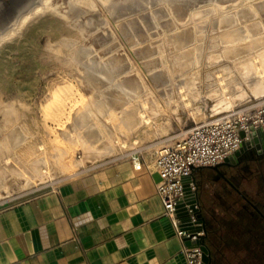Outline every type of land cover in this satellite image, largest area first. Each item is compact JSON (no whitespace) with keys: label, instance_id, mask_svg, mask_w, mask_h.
<instances>
[{"label":"rangeland","instance_id":"rangeland-1","mask_svg":"<svg viewBox=\"0 0 264 264\" xmlns=\"http://www.w3.org/2000/svg\"><path fill=\"white\" fill-rule=\"evenodd\" d=\"M73 1L76 3L77 9L82 8L80 11L87 12L88 18L78 16L77 19H73L71 12L62 0H49L47 3L50 5L49 8L39 11L22 26V29L14 32L15 35L12 34L13 36H9L0 43V160H2L0 163H5V166L8 167L19 162L27 165L24 160L26 159L30 160L31 165L33 160L44 156L45 153L56 160L54 162L51 159L53 170L57 168L62 170V174L53 181H43L37 187L30 186L28 182L24 180L23 182L15 175L9 176L3 187V190L6 189L7 196L0 198V208L33 198L84 169L106 163L112 159L111 156H116L117 153H119L117 156L125 157L127 151L135 148H142L144 151L153 153L162 145L172 142L173 136L180 134L182 128L186 130L193 121L198 120L189 119L186 128L184 125L179 129L173 127V122L176 121L175 115L184 106L185 101L195 103L198 91L193 85L188 87L192 82H195V86H200L201 92H206L205 95L215 89L220 92L223 87L228 89L227 94L230 96L237 92L236 83L239 82L237 79L242 74L239 66L235 63L242 60L243 55H234L235 53L231 50H234L235 47L239 49L244 41L225 42V37L222 34L226 30H233L245 35L247 34L246 26L253 20L241 23L236 15L235 18L238 20L234 18L230 25L224 26V22L218 23L219 18L225 16L221 15L218 8L214 9L211 14L207 13L200 18H194V12L202 6L198 9H191L187 18L179 21L175 12L171 11L169 3L167 4L165 1L155 4L152 2L154 0H147V2L144 0V3H147L144 4L143 0H98L103 2L104 6L102 7L98 6L97 0ZM0 2V32H3L0 34L5 35L9 29H14L10 28L9 23H3V19H14L19 14L30 13V11L24 7L26 5L22 0H0ZM94 4L96 6H93ZM108 7L109 12L105 10ZM239 7L241 8V6ZM239 10L236 7L231 10L227 9L225 14L232 13L231 15L234 17V14ZM116 11L123 14L116 17ZM74 16L76 15L74 14ZM91 19L93 20L91 21ZM256 21H261L256 38H263V42L251 52V56L255 55V57L264 51V18L259 16ZM225 22L228 23V21ZM161 23H185L184 28H178L177 31L193 28V35L190 38L193 39V42L185 48H180L177 45H173L176 46L173 47L168 43L170 33ZM86 25H92L91 27L96 28V31L89 32L84 29L87 27ZM98 36L104 40L102 45L94 41L91 45L90 40ZM139 45L144 46L143 49L142 47L137 48ZM86 46H88L90 55L79 58L80 47ZM189 54L193 57L195 64L183 72L182 66ZM84 58L88 60H83L85 64H81ZM257 65H259L260 71L264 72L263 64L256 63L255 66ZM218 74L224 76L218 77ZM87 77H91L98 85H101V82L107 84L110 82L111 86L108 85L113 88H116L117 83H123L124 92L126 91L124 98H127L125 100L129 102L124 109L133 108L135 104L133 99H138L137 94L141 101H146L147 106L156 107V113L151 114L153 117L149 124L142 123L133 130H126L127 133L124 132V129L123 133L125 134L120 133L125 136L124 139L127 142L125 148L115 144V140L108 130L124 126L121 122L120 109L109 106L107 108L98 107L104 110L101 113H105H103L105 120L108 118L107 116L111 119L108 121V125L111 126L109 128L103 124L102 119H95L96 117L91 118L89 126L87 124L80 127L76 125V116L79 115V112L80 115H84L86 112L90 113L93 107L92 102H95L94 106L97 107L98 101L85 88V78ZM151 77L158 82H154ZM129 79L133 81L137 79L142 83L140 91L137 87L134 86L136 91L132 87L131 90L136 94L133 91L130 92L129 88H126L127 84H124ZM222 80H226V84H220ZM65 85H69V87ZM59 87L62 89L67 87L69 91L73 90L70 92L71 96L74 95L69 98L73 99L77 106L71 110L68 119L62 120L63 125L57 127L54 120L49 118L51 116L48 115L46 108L50 102V105L53 103L55 91ZM178 87L184 91L179 97L173 94ZM103 88L105 89L106 86L101 89ZM182 94L183 97L185 95V99L182 98ZM200 95L202 94L200 93ZM92 98L93 100H91ZM148 109L150 108L148 107ZM140 110L141 108L139 112ZM171 114L173 116L170 118ZM73 125L76 127L74 134L71 130ZM16 130L19 132V136L16 134ZM91 130L96 131L97 136L99 135L98 143L101 141L100 144L104 141L110 143L111 146H115L116 152L104 159H94L97 162L82 168L78 161L85 157L84 145L89 140L87 133ZM11 132L15 133L14 137ZM15 137L18 141L14 140ZM40 148L43 149L40 150ZM28 149L33 151L32 157L28 155L31 153ZM56 150L61 153L66 152V154H63L64 157L62 155L57 158L58 151ZM35 151L37 153H34ZM59 160H62V163ZM33 165L27 168L35 171ZM43 170L40 171L43 172ZM209 172L210 168H201L196 171L202 206L206 212L212 207H215L217 211H222L224 207L220 201L215 197L212 198L210 194L211 182L208 179L202 181L203 176ZM41 176L38 175V178L44 180V173ZM225 252L226 256L222 257V260H225L222 262L223 264H229L227 259L230 260V264H240L243 256L246 257L245 252H240V257H234L226 249Z\"/></svg>","mask_w":264,"mask_h":264},{"label":"crops","instance_id":"crops-1","mask_svg":"<svg viewBox=\"0 0 264 264\" xmlns=\"http://www.w3.org/2000/svg\"><path fill=\"white\" fill-rule=\"evenodd\" d=\"M145 152L141 170L117 153L0 208V264H186Z\"/></svg>","mask_w":264,"mask_h":264},{"label":"bare ground","instance_id":"bare-ground-1","mask_svg":"<svg viewBox=\"0 0 264 264\" xmlns=\"http://www.w3.org/2000/svg\"><path fill=\"white\" fill-rule=\"evenodd\" d=\"M22 1H23V4L26 5L24 7H27V10L30 11V13L26 12V13H22L19 15L17 14L18 16L14 19H8V18L3 19L2 20L3 23H9V26H11L10 28L14 29V30L9 29L7 34H5V35L0 34V43L5 41L9 36L11 37L12 34L15 35L14 32L19 31L20 28L22 29V26L30 18H32L36 14H38L39 11H41L42 9L46 10L50 6L47 4L49 0H22ZM62 1L64 4H66V7L71 12V17H73V19H75L78 16L83 17V18L84 17L88 18L87 12L80 11V10H82V8L80 10L77 9L76 3L73 0H62ZM77 1L79 2V0H77ZM162 1H165L167 4L169 3V6L171 7V11L175 12V14L179 18V19L178 18H176V19H178L179 21H181V20L183 21L185 18H187L188 13L191 9H195V8L198 9L202 6H203L202 8H200L194 12V14H193L194 18H196V19L200 18L204 14L207 15V13L211 14V12L214 9L218 8L221 12V15H223V14L225 15V16H221V18H219L218 23L224 22L223 23L224 26L230 25L233 22L232 20H234L236 15H237V18L241 21V23H247V22L253 20V22H251L249 25L246 26L247 34H245V35H241L239 33H236L233 30L232 31L226 30L222 34V36L225 37V42H228V41H230V42L235 41L236 42V40L244 41V42H242V45L239 49H237L235 47L234 50H231L232 52L235 53V54L233 53L234 55H239V54L243 55V59L239 60L235 63V65L239 66V70L242 74V76L237 79V80H239V82L236 83L237 92L230 96L227 94L228 89H226V87H223L222 91H220V92L215 89V90H211L210 94L205 95L206 92L202 93L201 92L202 88L198 85L195 86V82H192L191 84L188 85V87L193 85V87H196V90L198 91L197 92L198 95L195 96V99H196L195 103H189V102L187 103L184 100L186 104L184 103V106L177 111V113L175 115L176 121L173 122L174 123L173 127L175 129H179L180 126L184 125L188 121V119H191V118L198 119L197 121H199V120L206 119V117L208 115H220L223 113L233 111V110L238 109L240 107L241 108L246 107V106L251 105V104L257 103L256 105H264V72L260 71L261 69H260L259 65L255 66L256 63H261L264 66V51L260 52L258 54L259 56H256V57H255V55L251 56V52L253 51V49H255L259 44H261L263 42V38H261V37L256 38L257 37L256 32L259 31V23H261V21H259V22L256 21V18H259V16L264 18V0H154L152 2H155V4H156V2L158 3V2H162ZM146 2H147V0H146ZM96 3L98 4V6H101V7L104 6L103 2H101V1L97 0ZM143 3H144V0H143ZM93 6H96V4H94ZM145 6H143V7H145ZM239 6H241V8ZM21 7H20V9H21ZM235 7L237 9H240V10L238 11V13L234 14V17L231 15L232 13L228 14V15L225 14L227 9L231 10ZM105 10H107L108 12L110 11L109 7L105 8ZM256 10H258V11H256ZM220 12H218V13H220ZM92 13L94 14V12H92ZM158 13H159V11H158ZM162 13H163V11H162ZM74 14L76 16H74ZM121 14H123V13H121ZM121 14L117 11L115 12L116 17L121 16ZM100 17H102V16H100ZM237 18H235V19H237ZM92 20L93 19H91V21ZM82 21H83V19H82ZM225 21H228V23ZM102 23H103V21H102ZM102 23H100V24H102ZM89 24H91V23H89ZM162 25L166 28V31L170 33V35L168 36V43L172 44V46L177 45L180 48H182V47L185 48V47H188V45H190L193 42V39H190V38H192V35H193V28H187V30L182 29L180 31H177L178 28H184L185 23H182V24H180V23H164ZM91 26L92 25L84 27V29H87L89 32L96 31L95 30L96 28L94 29V27H91ZM160 32H162V31H160ZM0 33H3V32H0ZM253 36H255V37H253ZM93 41L100 43L101 45L104 42V40L101 36L92 38L89 43L92 45ZM130 42L133 43L132 41H130ZM141 47L143 49L144 46L139 45L137 48H141ZM173 47H176V46H173ZM80 48L81 49L78 52L79 58L86 57V56L88 57L90 55L88 46L83 47V48L80 47ZM187 55H185V56H187ZM185 59H186V61L184 60L185 62L182 66L183 72L186 71L185 69H190V67L194 66V64H195L194 59L190 54H189L188 58L186 57ZM83 60L87 61L88 59H85V58L82 59L81 64H85V62L83 63ZM151 69H152V66H151ZM220 70H223V69H220ZM109 75H110V73H109ZM223 76H224L223 74H218V77H223ZM151 78L153 79V77H151ZM132 79H129L126 82H124V84H127V86H128L126 88H129L128 90H130V92H131V91H133V90H131L132 87H133V89L135 87H137L140 91L142 89L141 88L142 83L139 82L137 79L134 80L135 81V83H134V81ZM82 80H83V78H82ZM103 81H105V80H103ZM153 81L158 82L156 79H153ZM82 82L84 84V81H82ZM223 83L226 84V80H222L220 84L223 85ZM108 84L111 86L110 82ZM108 84L105 82L104 83L101 82V85H98L95 82V80H93L91 77L85 78V88L87 89V92H89V94H91L92 97L96 98L95 100H97L98 102L96 101L97 107H95L94 106L95 102L91 101L93 103V107L90 111L91 114L89 112H86L84 115H80V112L78 113L79 115L76 116V118H77L76 125L78 127H80L81 125H86V124L89 126L90 120H92L93 117H96L95 119H98V118L100 120L102 119L103 124L107 128H109L111 126L108 125L109 124L108 121L111 119L109 118V116H107L108 118H106L104 116L106 118V120H105L103 118V115L105 113L104 112H103L104 114L101 113L104 110H101L98 107L100 106V108H103V107L107 108V106H109V107H114L116 109H120L121 110L120 111L121 122L124 124V126L121 125L119 127H113V128L108 129V130L110 131L112 138L115 140V144L116 145L119 144L122 148H125L127 146V142H125V139H124L125 136L121 135L120 133H123L124 129H125L124 132L126 130L127 131L133 130L134 128H136L138 125H140L142 123L149 124L152 120L151 117H153L151 114L156 113V111H155L156 107L151 108V105L147 106L146 101H144V102L141 101V99H139V94H137L138 99H136V98L133 99V100H135L134 101L135 104H134L133 108L124 109V107L129 102H127L125 100L127 98H124V93L126 91L124 92V89H123L124 85H122L123 83L122 84H121V82L119 84L117 83V86H115L117 89L110 87ZM72 85H71V87H72ZM112 85H114V84L112 83ZM65 86H67V85H65ZM104 86H106V88L105 89L103 88L104 90L101 89ZM61 87H63V86H61ZM67 87H69V85ZM67 87L63 88V89L59 87V89H57L55 91L54 101H52L53 103L50 105V103H51L50 102L47 105L48 108H46V110L48 111L47 113H49L48 115L51 116L49 118L51 120H54V122L57 124V127L63 125L62 120L66 119V118L68 119L71 110L75 106H77V105H75L76 102H74L73 99L69 98V96H71V94H72L70 91H73V90L69 91ZM71 87H70V89H71ZM119 87H120V89H119ZM180 88L178 87L175 90V92L173 93L177 97H179V95H181V93L184 92L183 89H180ZM135 91H133V92H135ZM200 93L202 95H200ZM135 94H136V92H135ZM73 95L71 97H73ZM167 96H168V94H167ZM182 98L185 99V95L183 97V94H182ZM91 100H93V98ZM129 101H130V99H129ZM79 102H82V101H79ZM148 107L150 109H148ZM140 108H141V110L139 112ZM203 109H205V110L209 109L210 114L206 113L205 110H203ZM82 113H84V112H82ZM88 113L90 114V116ZM48 115H46V116H48ZM172 116L173 115L171 114L169 117L171 118ZM169 117H167V118H169ZM102 121H100V122H102ZM90 127H92V126L90 125ZM122 127H124V128H122ZM75 128L76 127H74V125H73V127H71V130H73V132H72L73 134H74ZM60 129H62V128H60ZM91 131L89 133H87V135H89V137H88L89 140L86 141V143L84 145L85 157L83 160L78 161L79 166L82 168H86V167L90 166L91 164H94L95 162H97L94 159H104V158H107V156L109 157L111 155H114L116 152L115 146L114 147L111 146L110 143H107L105 141L102 144H100L102 141L100 143H98V140L100 138L99 135L97 136L96 131H93V130H91ZM127 131L125 133H127ZM125 133H123V134H125ZM16 134H18V136L20 135L18 131ZM12 135L14 137L15 133H12ZM100 136H101V134H100ZM16 137L14 138V140L15 139L17 140ZM14 140H12V141H14ZM96 143H97V145H95ZM41 149H43V148H40V150ZM28 150L31 151V149H28ZM58 150H56V151H58ZM61 150H63V149L61 148ZM34 153H37V152L35 151ZM32 154H33V151H31V153L28 155L31 156ZM63 154H66V152L61 153V151L60 152L58 151L56 156H57V158L58 157L60 158ZM34 155H36V154H34ZM63 157H64V155H63ZM51 159L54 162L56 161L44 153V156L37 157V159H35V161L33 160V163L31 165H30V163H31L30 160L27 161L26 159H24V160H25L27 165H24L25 163L20 164L21 162H19L18 164L14 163L13 165L8 167V166H5V163L4 164L0 163V198L7 196V192H5L6 189L3 190L4 189L3 187H4L5 180L9 176L15 175V176L21 178L22 181L24 180V181L28 182L29 185L32 187L39 186L40 183L43 181L44 182L45 181H53L55 178H57L60 174H62V170L60 168L53 170V168H52L53 167V165H52L53 161ZM0 162H2V160H0ZM59 162L62 163V160H59ZM32 165L34 166L33 169L35 171H33L32 169L29 170V168H27L28 166L31 167ZM40 170H43V172H41ZM43 173L45 175V178H44V180H41L40 178H38V175L41 176ZM41 178H43V177L41 176Z\"/></svg>","mask_w":264,"mask_h":264},{"label":"built area","instance_id":"built-area-1","mask_svg":"<svg viewBox=\"0 0 264 264\" xmlns=\"http://www.w3.org/2000/svg\"><path fill=\"white\" fill-rule=\"evenodd\" d=\"M256 104L208 115L190 127L187 122L186 130L182 128L172 142L152 153V164L160 176L155 182L156 194L181 241L186 264H209L196 170L220 165L236 159L244 149L264 145V105ZM146 155L142 148H135L125 157L141 170L148 165Z\"/></svg>","mask_w":264,"mask_h":264},{"label":"flooded vegetation","instance_id":"flooded-vegetation-1","mask_svg":"<svg viewBox=\"0 0 264 264\" xmlns=\"http://www.w3.org/2000/svg\"><path fill=\"white\" fill-rule=\"evenodd\" d=\"M204 179L211 182L212 198L220 201L230 218L236 214L247 221L252 219L245 229L239 228L237 234L230 233L215 244L210 241V224L202 208L201 215L206 225L205 243L210 251L209 264H223L225 249L234 257L245 252L246 257L243 256L240 264H264V145L244 149L236 159L210 169L206 178L201 180ZM216 211L212 207L211 213ZM208 213L213 217L214 214ZM227 262L230 264V260Z\"/></svg>","mask_w":264,"mask_h":264},{"label":"trees","instance_id":"trees-1","mask_svg":"<svg viewBox=\"0 0 264 264\" xmlns=\"http://www.w3.org/2000/svg\"><path fill=\"white\" fill-rule=\"evenodd\" d=\"M203 208V207H202ZM204 209V208H203ZM211 213V209H206L203 211V214L206 215L207 220L209 221V234H210V241H213L215 244L220 242V239L228 237V234H237L238 229L242 228L245 229L248 223H252V219L244 220L240 215H236L232 218H228L227 214L225 213V209L222 211H216L213 217L207 215V213ZM209 214V213H208ZM215 258V257H214ZM216 260V258H215ZM214 264V263H213Z\"/></svg>","mask_w":264,"mask_h":264},{"label":"water","instance_id":"water-1","mask_svg":"<svg viewBox=\"0 0 264 264\" xmlns=\"http://www.w3.org/2000/svg\"><path fill=\"white\" fill-rule=\"evenodd\" d=\"M206 113H209V114H210L209 109L206 111ZM188 120H189V119H188ZM187 122H188V121H187ZM187 122L184 124V126L187 124ZM242 135H244V134H242ZM238 154H239V153H237V155H238ZM230 160H233V158L228 159L226 162H224V163H222V164H220V165L226 164V163H228ZM220 165L213 166V167H210V168H211V169H217ZM204 249H205V252L210 253L208 246H206ZM206 261L209 262L210 259L206 258Z\"/></svg>","mask_w":264,"mask_h":264}]
</instances>
